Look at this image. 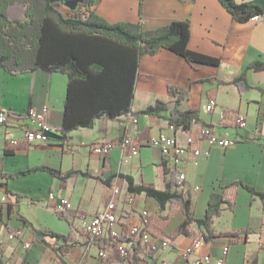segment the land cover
I'll return each instance as SVG.
<instances>
[{
	"label": "crops",
	"instance_id": "1",
	"mask_svg": "<svg viewBox=\"0 0 264 264\" xmlns=\"http://www.w3.org/2000/svg\"><path fill=\"white\" fill-rule=\"evenodd\" d=\"M237 1L256 3L263 13L259 19L236 20L219 0H142V12L140 0H98L93 7L109 22H141L147 29L189 19L190 49L220 60L218 65L192 64L183 56L162 48L155 54L142 56L133 81V112L145 109L158 99L174 106L176 97L168 87L171 85L187 93L179 108L197 109L207 124L218 123L223 111L236 112L247 119L243 140L227 148L210 147L208 154L203 153L197 161L190 159L188 163L187 180L182 187L190 192L194 215L198 218L205 215L212 192L220 191L228 183L242 181L264 193V69L247 68L256 60L264 61V0ZM60 9L69 10L65 5ZM244 72L248 87L240 90L234 80ZM131 76L112 75V78L125 86L131 82ZM67 88L68 76L61 72L39 69L13 75L0 68V110L22 115L29 107H48L50 124L60 129L64 122ZM210 98H215L217 103L212 111H207ZM25 120L23 116L9 118L10 124H0V190L12 195L11 201L0 210V248L3 251L0 264H60L49 246L33 240V227L56 229L71 234L73 240L82 241L85 237L82 226L112 198V189L118 187L121 193L129 190L124 175L131 176L136 183H154L160 189L169 186L172 173L167 160L159 148L148 144L151 135L168 130L169 121L164 118L146 114L102 116L96 118L92 127L77 128L65 135L57 131L63 138H52L47 143L25 141ZM228 127L236 131L234 125L228 124ZM126 135L138 138L137 155L121 146ZM177 135L185 141L184 133L178 131ZM98 140L114 143L107 155L93 151L92 146ZM197 145L204 150L208 148L206 143ZM36 166L61 173L78 170L89 174H76L66 179L46 170L14 178L4 175ZM90 174L102 177L104 182ZM52 191L73 203V209L66 213L75 229L54 211V202L48 200ZM116 200L119 212L124 213L128 205L121 197ZM133 205L138 211L147 209L150 212L147 225L152 236L170 238L172 244L155 252L154 259L141 251L138 254L141 264H160L164 260L173 264H193L199 253L222 257L225 246L228 252L224 264H248L254 258L258 264L264 263V203L244 187L236 189L234 207L222 210L215 225L218 235L211 241H205L204 229L196 224L191 225V233L176 234L185 219L177 207L168 205L161 212L158 201L144 193L136 195ZM37 207L44 208V214L57 219L61 227L47 225L45 219L44 224L40 219L41 228L37 227L23 212L25 209L34 214ZM167 214L166 221L159 218ZM18 228L26 232L23 239H8V233ZM195 235L201 236L203 246L187 254ZM24 240L32 241L30 248L24 246ZM47 241L61 243L52 238ZM98 251L97 245L78 242L64 259L67 264H132L116 251L111 261L112 253L102 258Z\"/></svg>",
	"mask_w": 264,
	"mask_h": 264
},
{
	"label": "trees",
	"instance_id": "2",
	"mask_svg": "<svg viewBox=\"0 0 264 264\" xmlns=\"http://www.w3.org/2000/svg\"><path fill=\"white\" fill-rule=\"evenodd\" d=\"M65 1L0 0V68L13 75L42 69L61 72L68 76L64 122L60 129H56L57 131L65 135L77 128L92 127L96 118L102 116L137 117L142 114L164 118L177 128L182 127L184 131L207 124L200 118L197 109L179 108L180 102L187 93L171 85L168 86L169 91L176 97L174 106L158 99L143 110L132 111L134 75L138 74L143 55L155 54L160 49L166 48L183 56L192 64H219L218 58L190 49L189 19L172 21L147 29L141 22H109L94 10L93 7L98 0H82L77 8L63 11L60 8L65 5ZM219 1L236 20H247L255 14L263 13L262 8L256 3L237 0ZM140 12H142V0H140ZM247 68L264 69V61L256 60ZM112 75H132L131 82L123 86V83L114 80ZM234 82L240 90L248 87L245 72ZM8 115L10 118L22 117L21 114L11 111ZM133 139L139 141L137 137ZM37 170H46L54 176L65 179L76 174H89L78 170L61 173L46 166H36L4 175L7 178H14L19 174H28ZM90 175L104 182L102 177ZM124 176L128 180L130 191L136 195L144 193L154 197L159 203L161 212L171 205L184 213L185 219L177 228L176 234L191 233V225L196 224L204 229L202 237L205 241L217 237L218 233L215 231L217 219L223 209L234 207L235 191L238 187H244L252 194L258 195L264 203V193L242 181H234L222 186L220 191L212 192L205 215L198 218L194 215L190 192L183 189V182L174 173L171 174L169 186L165 189L158 188L154 183H136L131 176ZM56 213L75 229L66 212ZM159 218L166 221L169 219V214L160 215ZM24 220L27 222V219ZM32 238L49 246L60 264H67L64 255L78 242L104 248L107 243L115 247L119 241L127 240L125 235L108 239L85 235L82 241H77L73 240L71 234L34 227ZM47 238L61 243L51 244ZM200 239L201 236L195 235L194 243ZM134 242V254L129 257L132 264H137L140 259L138 254L141 251L154 259L155 252L144 248L139 240ZM115 253L112 252L110 261ZM2 261L3 251L0 248V262ZM248 264H258L257 259H252Z\"/></svg>",
	"mask_w": 264,
	"mask_h": 264
},
{
	"label": "built area",
	"instance_id": "3",
	"mask_svg": "<svg viewBox=\"0 0 264 264\" xmlns=\"http://www.w3.org/2000/svg\"><path fill=\"white\" fill-rule=\"evenodd\" d=\"M261 14H255L251 18L259 19ZM216 99L210 98L206 110L212 111L216 105ZM10 111L0 110V124H10ZM22 116L26 119L24 123V139L28 143H47L51 141L50 133H57L48 119V107L38 109L29 107ZM228 124L234 125L236 131L233 132ZM247 127V119L244 115L236 112L221 113V119L218 123L204 124L199 127H193L188 131H184L182 127L177 128L173 123L168 122L167 131H160L157 134L151 135L148 139V144L157 147L161 150L163 156L167 160L170 174L174 173L181 181L187 180V168L190 159L195 161L204 153L208 154L210 147L227 148L235 145L238 141L243 140V131ZM181 131L185 134V141H181L177 132ZM206 143L207 149H202L197 144ZM114 143L108 140H98L92 149L100 155H107L112 149ZM123 148H129L132 155H137L140 150V144L131 136H124L121 141ZM197 188H199L197 186ZM112 198L105 203L102 209L91 215L89 220L82 226V231L85 235L91 238H116L125 235V241H119L114 247L111 243H107L104 248L99 247L98 255L102 258H107L113 251L129 259L134 254L135 242L139 243L150 251L158 252L165 248H169L171 244L170 238L159 239L152 236L148 229V217L150 212L147 209L138 211L134 207L136 194L130 190L121 193L118 187L112 189ZM128 205L124 213H120L117 205V198ZM12 195L5 190H0V210L3 209L10 201ZM48 200L54 202L55 212H66L73 209V203L64 196H58L55 192H50ZM25 230L22 228L15 229L8 233V239H23ZM204 241L201 239L188 247L187 254L194 251H199L203 246ZM32 241H25L24 246L30 248ZM228 247L223 249L222 257H214L210 253H199L193 264H224ZM137 264H141L138 260ZM160 264H173L170 260H164Z\"/></svg>",
	"mask_w": 264,
	"mask_h": 264
},
{
	"label": "rangeland",
	"instance_id": "4",
	"mask_svg": "<svg viewBox=\"0 0 264 264\" xmlns=\"http://www.w3.org/2000/svg\"><path fill=\"white\" fill-rule=\"evenodd\" d=\"M37 210L35 211V215L33 214V213H28L27 211H25V209H24V211L23 212H25L26 214H28L30 217H31V219L36 223V226L37 227H40L41 228V223H40V219L42 220L41 222H43V224H44V219L46 220V224L47 225H50V226H54V227H56V228H60L61 227V224H60V222L57 220V219H55V218H53L52 216H50L49 214H44V208H36ZM36 216V217H35ZM37 218H39V219H37ZM40 223V224H39ZM52 229H54V228H52ZM56 232H59V233H62L61 231H59V230H56V229H54Z\"/></svg>",
	"mask_w": 264,
	"mask_h": 264
},
{
	"label": "water",
	"instance_id": "5",
	"mask_svg": "<svg viewBox=\"0 0 264 264\" xmlns=\"http://www.w3.org/2000/svg\"><path fill=\"white\" fill-rule=\"evenodd\" d=\"M80 2H82V0H66V1H65V6H67V7L70 8V9H75V8H77V6H78V4H79ZM50 137H51V138H59V137H61V136L58 135V134L55 133V132H51V133H50ZM61 138H63V137H61Z\"/></svg>",
	"mask_w": 264,
	"mask_h": 264
}]
</instances>
